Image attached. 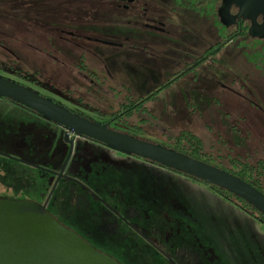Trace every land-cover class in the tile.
Wrapping results in <instances>:
<instances>
[{
    "label": "rangeland",
    "instance_id": "obj_1",
    "mask_svg": "<svg viewBox=\"0 0 264 264\" xmlns=\"http://www.w3.org/2000/svg\"><path fill=\"white\" fill-rule=\"evenodd\" d=\"M1 8L0 40L18 38L17 34L10 39L3 36L9 29L6 20H18V13L10 16ZM225 57L223 53L217 56V69L207 68L218 72L213 81L188 77L159 93L150 103L155 118L129 131L135 132L138 140L164 145L168 137L186 131L195 135L203 152L212 157L238 149L248 155L251 165L264 158V129L259 126L264 119V95L256 92L250 98L262 112L252 110L247 101L238 107L234 98L219 87L227 83L224 73L231 71ZM37 66L39 85L31 87L32 91L61 102L66 95L62 80L55 77L51 65ZM12 69L22 71V64H14ZM131 79L136 85L120 72L114 75L115 82L123 80L133 89L146 82L141 76ZM74 97L75 93L70 98ZM82 101L74 102L83 105L80 110H86L90 117L96 115L97 105L107 115L110 110L106 105L113 102L108 97L100 99L97 93L88 94ZM241 108L246 111L240 112ZM67 151L64 136L55 124L0 98V200L40 201L49 192L52 173L61 168ZM64 173L71 180L58 181L46 211L99 252L107 248L120 264H252L248 252L237 250L235 238L225 234L230 233V218L218 215L214 227L201 228L200 218L204 222L217 220L215 211L209 204L190 206L186 194L172 189L179 183L168 170L77 138ZM220 233L226 237L222 239Z\"/></svg>",
    "mask_w": 264,
    "mask_h": 264
},
{
    "label": "flooded vegetation",
    "instance_id": "obj_2",
    "mask_svg": "<svg viewBox=\"0 0 264 264\" xmlns=\"http://www.w3.org/2000/svg\"><path fill=\"white\" fill-rule=\"evenodd\" d=\"M1 7L10 16L18 13L19 19L6 20L9 29L3 32L4 38L14 34L18 38L0 40V77L32 91L31 87L39 85L37 65L49 64L55 77L62 80L66 95L61 102L46 98L89 121L107 124L110 130L135 138L129 129L155 118L150 103L159 93L184 78L213 81L218 77V72L207 68L219 67L220 53L226 54L232 72L224 73L227 83L219 87L238 107L247 101L252 110L263 111L250 98L256 92L264 95V57L253 59L249 55L254 48L264 52V0H0ZM256 61L261 62L258 67L252 64ZM11 64H22V71L12 69ZM114 69L129 81L141 76L146 82L137 89L123 80L115 82L118 72ZM155 79L159 82L154 83ZM73 93L76 97L71 99ZM90 93L113 101L106 105L110 110L107 115L96 104V115L90 117L86 110H80L83 105L74 102ZM259 126L264 129V119ZM57 128L66 134L62 127ZM77 138L83 137H67L72 140L71 153ZM64 143L69 151L68 142ZM155 145L177 148L237 175L249 174L252 166L248 155L238 149L212 157L203 152L198 138L186 131L168 137L165 145ZM70 155L61 174L65 161L52 173V186L56 184L48 199L52 186L40 201L32 202L45 204L46 210L58 181L71 180L64 173ZM109 252L105 247L100 251L111 257Z\"/></svg>",
    "mask_w": 264,
    "mask_h": 264
},
{
    "label": "water",
    "instance_id": "obj_3",
    "mask_svg": "<svg viewBox=\"0 0 264 264\" xmlns=\"http://www.w3.org/2000/svg\"><path fill=\"white\" fill-rule=\"evenodd\" d=\"M0 98L60 126L68 135L83 137L109 151L136 157L224 190L252 206L264 217V195L235 176L185 155L147 143L71 113L51 99L0 77ZM67 156V157H68ZM67 158L60 169V174ZM53 184L50 196L54 186ZM46 199V200H47ZM264 226V223H263ZM0 264H118L96 251L46 210L28 200H0Z\"/></svg>",
    "mask_w": 264,
    "mask_h": 264
},
{
    "label": "crops",
    "instance_id": "obj_4",
    "mask_svg": "<svg viewBox=\"0 0 264 264\" xmlns=\"http://www.w3.org/2000/svg\"><path fill=\"white\" fill-rule=\"evenodd\" d=\"M171 175L179 183V185H172V189L174 192L178 189L182 194H186L184 197L190 206L192 203H204L206 205L209 204L210 207L213 208L212 210L215 211L217 220H206L204 222V219L200 218L199 223L201 224V228L206 227L211 229L212 226L214 227L217 222H219L218 215L230 218L228 220L231 225L227 224V227L231 226L227 230L230 231V233L225 234L235 238L237 250H242L244 253L248 252L249 261L252 264H264L263 225L261 226L256 220L237 209L234 205L223 200L216 193L209 191L205 186L175 173H171ZM226 235L220 233L222 239H224ZM209 238L211 240L214 239L212 235H210Z\"/></svg>",
    "mask_w": 264,
    "mask_h": 264
},
{
    "label": "trees",
    "instance_id": "obj_5",
    "mask_svg": "<svg viewBox=\"0 0 264 264\" xmlns=\"http://www.w3.org/2000/svg\"><path fill=\"white\" fill-rule=\"evenodd\" d=\"M249 56L251 58H253V59H258V58H260L262 56L264 57V52L262 53V52H260L259 49L254 48V49H252L251 54ZM260 63L261 62L256 61L255 63H252V64L255 67H258V65ZM187 140L190 141V138H188ZM169 148L172 151H175L177 153L185 155V156H187L189 158H192V159L197 160L199 162H202V163H205L207 165L213 166V165H211V163H209L206 160H202L200 157H196L194 155L185 153V152H183V151H181V150H179L177 148H172V147H169ZM153 165H155V164H153ZM158 167H160V166H158ZM160 168H162V167H160ZM215 168L235 176L236 178H238V179L242 180L243 182L247 183L248 185H250L251 187L255 188L256 190H258L260 193H262L264 195V164H263V162L260 163V161H256L255 164L251 166L250 173L249 174H242V175L234 174L233 172H231V171H229L227 169L221 168V167H215ZM163 169H165V168H163ZM168 171H170L172 173H175V174H178V175H181V176H183V177H185V178H187V179H189V180H191L193 182H196V183H199V184L205 186L209 191H211L213 193H216L223 200H225V201L229 202L230 204L234 205L237 209H239L240 211L246 213L248 216H250L251 218L256 220L258 223H261L263 225L264 217L259 212H257L252 206H250L249 204H247L243 200H241V199L235 197L234 195H232V194H230V193H228V192H226L224 190H221V189H219V188H217L215 186L205 184L204 182L192 179V178H190L188 176H185L183 174L174 172L172 170H168Z\"/></svg>",
    "mask_w": 264,
    "mask_h": 264
}]
</instances>
